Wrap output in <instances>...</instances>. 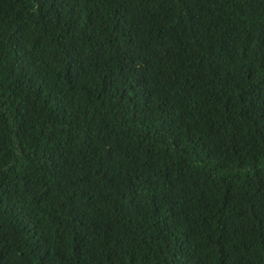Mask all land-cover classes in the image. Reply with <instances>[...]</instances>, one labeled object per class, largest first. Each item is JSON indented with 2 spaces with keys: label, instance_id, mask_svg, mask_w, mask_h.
<instances>
[{
  "label": "trees",
  "instance_id": "16d2710c",
  "mask_svg": "<svg viewBox=\"0 0 264 264\" xmlns=\"http://www.w3.org/2000/svg\"><path fill=\"white\" fill-rule=\"evenodd\" d=\"M0 264H264V0H0Z\"/></svg>",
  "mask_w": 264,
  "mask_h": 264
}]
</instances>
